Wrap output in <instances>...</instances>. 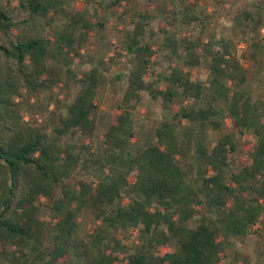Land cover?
Listing matches in <instances>:
<instances>
[{
	"label": "trees",
	"instance_id": "trees-1",
	"mask_svg": "<svg viewBox=\"0 0 264 264\" xmlns=\"http://www.w3.org/2000/svg\"><path fill=\"white\" fill-rule=\"evenodd\" d=\"M69 1L0 0V264H220L230 249L240 256L224 264H264V91L251 88L243 61L264 73V37L249 32L262 12L245 5L239 31L217 35L205 9L173 7L159 49L181 64L157 70L151 15L135 11L122 42L132 65L114 76L122 100L104 124L105 60L91 57L84 69L81 50L105 31V21L93 20L100 9L122 0H98L94 13H72ZM215 1L232 9L241 0ZM62 12L66 20L51 32ZM175 22L200 34L179 36L168 27ZM203 65L205 79L192 73ZM57 88L71 101L47 126L33 115ZM143 92L177 107L136 137ZM227 117L232 130L212 141L208 129ZM247 132L256 141L243 163L238 135ZM135 229L143 241L133 247ZM254 235L252 254H242L237 244ZM169 243L177 247L160 253Z\"/></svg>",
	"mask_w": 264,
	"mask_h": 264
},
{
	"label": "rangeland",
	"instance_id": "rangeland-1",
	"mask_svg": "<svg viewBox=\"0 0 264 264\" xmlns=\"http://www.w3.org/2000/svg\"><path fill=\"white\" fill-rule=\"evenodd\" d=\"M4 1V0H3ZM98 0H70L68 4L65 6L71 10L72 13L76 11H82L87 9L90 13H94V6L97 5ZM221 1L217 3L215 0H122L118 5L113 8L100 9V16L95 17L93 20L98 21L99 19L105 21V31L103 34L99 32L93 33V41L86 48L81 50V60L84 61V69H89L92 67V63L90 62L91 57H95L98 62L101 59L105 60V63H101L103 72L107 75L108 81L105 84V87L102 88L101 93L99 94L100 108L98 112L99 123L107 124L111 115L113 113H118L119 109L117 108V104L122 100V92L124 90V84L120 80H115L114 76L121 72L122 70H128V68L132 65L130 61V56L126 53V50L123 48V40H124V32L126 29V20L133 21V13L135 11H143L147 12L151 15L150 19V27L148 28V33L150 30L154 29L156 31L155 35H152L150 41L154 44L153 47L157 51L154 56L157 70H169V66L178 64L180 62H171L164 56V53L159 49V42L163 40L165 34L161 28H166V17L170 15V12L173 7L180 8L181 6L190 5L192 7H197L198 9H205L206 16L205 19L209 22V32L220 35L222 32L229 33L235 35L236 30L234 29V23H236V19L240 16L239 10H241L245 5L247 8L251 9V11H255V14H258L260 11L262 12L261 19H259L257 28L254 27L249 28V32L251 34H255L257 29L259 30L261 37H264V0H241L237 2L231 9L228 7V4L223 3ZM260 4V7L257 5ZM106 5V4H105ZM106 7V6H105ZM165 10L167 12H165ZM169 11V12H168ZM165 12V13H164ZM258 12V13H257ZM126 19V20H124ZM66 20L65 14H59V20H57L54 24V27L49 28L51 32H56L62 26L63 21ZM136 20V18H135ZM126 21V22H125ZM171 26V25H170ZM169 27V30L177 31V35H190V34H200V26L195 24L185 25L182 22H175L173 27ZM175 27V29H174ZM151 28V29H150ZM239 31V30H238ZM241 36V35H240ZM245 43L240 41L239 49L240 52H245ZM121 56H120V55ZM123 54V55H122ZM114 57L112 60L111 58ZM245 65L249 68L251 72L250 84L251 88L257 93V89L264 91V73H256L259 68V64L250 63L243 59ZM264 61H262L263 63ZM103 64V65H102ZM181 64V63H180ZM264 72V71H263ZM192 73L198 77L205 79L207 70L205 66H199L192 70ZM152 80L153 77L147 78ZM263 85V86H262ZM162 88H165L164 82L160 84ZM70 93L66 89L57 88L55 92L49 93L46 95L44 100V107L41 111L34 113V117L38 119L39 122L45 123L47 126H51L54 123L55 115L57 112L65 113L66 105L71 101ZM176 104H165L160 99H152L148 92H143V100L139 104L136 112H135V120L139 126V135H144L148 133L160 120L170 117L176 110ZM31 116V115H30ZM232 121L230 117L225 118L223 128L220 130H209V138L212 141H215L219 138L220 135L232 130ZM101 129H98V134L101 133ZM239 136V152L238 157L241 162H247V151L253 148L255 144L256 137L254 134L247 132L243 136ZM134 138L133 140H135ZM72 145L74 141H78L77 139L67 140ZM89 140H86L88 142ZM78 146L76 148V152L80 151L81 143L78 141ZM94 148H96V144L98 140L90 142ZM74 146V145H73ZM87 156V153H83V157ZM76 169L74 175L81 171V165ZM132 181L134 178L132 177ZM127 198L124 202H127ZM255 235L245 242H239L237 245L242 252V254H252L253 248L255 246ZM143 241V238L140 237L139 231L137 229L132 230L129 234L128 243L135 247ZM170 247H177L176 243H169L168 245L160 246V253L165 252L166 249ZM159 253H155V258L157 259V255ZM240 256L234 254V251L227 250L226 255L220 264H224L225 262H233L235 263V257Z\"/></svg>",
	"mask_w": 264,
	"mask_h": 264
},
{
	"label": "crops",
	"instance_id": "crops-1",
	"mask_svg": "<svg viewBox=\"0 0 264 264\" xmlns=\"http://www.w3.org/2000/svg\"><path fill=\"white\" fill-rule=\"evenodd\" d=\"M209 130H212V129L209 128V129H208V132H209Z\"/></svg>",
	"mask_w": 264,
	"mask_h": 264
}]
</instances>
